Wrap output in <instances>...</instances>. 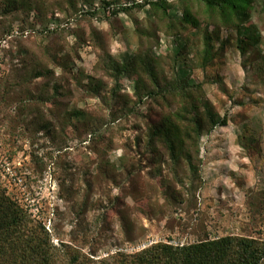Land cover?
I'll return each instance as SVG.
<instances>
[{"label": "rangeland", "instance_id": "obj_1", "mask_svg": "<svg viewBox=\"0 0 264 264\" xmlns=\"http://www.w3.org/2000/svg\"><path fill=\"white\" fill-rule=\"evenodd\" d=\"M155 1L0 10V190L57 248L264 243V0Z\"/></svg>", "mask_w": 264, "mask_h": 264}, {"label": "trees", "instance_id": "obj_2", "mask_svg": "<svg viewBox=\"0 0 264 264\" xmlns=\"http://www.w3.org/2000/svg\"><path fill=\"white\" fill-rule=\"evenodd\" d=\"M23 1L4 0V7L0 10L4 13L20 12ZM200 1L209 10L217 9L228 18L245 14L249 3V0ZM153 5H161L160 0ZM37 70L35 75L40 74ZM148 70L152 72L151 67ZM150 80L157 86L156 76L150 75ZM209 106L208 102L204 103L208 110ZM206 114L209 117L207 124L211 127L227 123L225 116L220 117L211 111ZM166 142L174 151V144L169 139ZM263 259L264 243L233 235L204 238L182 245L159 242L132 254L116 253L93 259L68 244L63 243L58 248L52 245L44 227L0 190V264H262Z\"/></svg>", "mask_w": 264, "mask_h": 264}]
</instances>
